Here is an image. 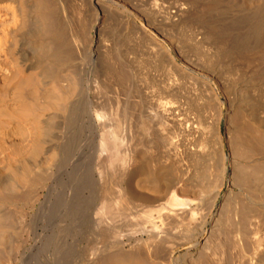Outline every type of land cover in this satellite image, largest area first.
Listing matches in <instances>:
<instances>
[{"label":"bare ground","instance_id":"1","mask_svg":"<svg viewBox=\"0 0 264 264\" xmlns=\"http://www.w3.org/2000/svg\"><path fill=\"white\" fill-rule=\"evenodd\" d=\"M0 264H264V0H0Z\"/></svg>","mask_w":264,"mask_h":264}]
</instances>
